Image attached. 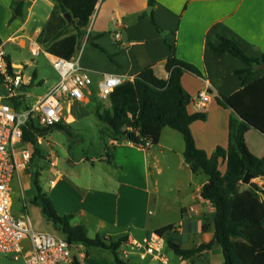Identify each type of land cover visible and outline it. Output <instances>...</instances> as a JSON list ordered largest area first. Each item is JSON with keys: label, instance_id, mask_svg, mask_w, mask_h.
<instances>
[{"label": "crops", "instance_id": "0c3cea01", "mask_svg": "<svg viewBox=\"0 0 264 264\" xmlns=\"http://www.w3.org/2000/svg\"><path fill=\"white\" fill-rule=\"evenodd\" d=\"M156 1L153 8L148 6L149 0L97 2L91 24L81 30L83 37H79L71 58L81 55V66L90 73L93 86L83 101L75 103L85 107L93 104L90 99L93 87L95 85L100 89L105 74H116L130 82L138 73L151 67L158 78L166 81L169 78L166 61L169 56L174 55L199 71V74L186 71L181 83L193 97L189 112L207 115L205 121H197L191 125V132L197 147L211 156L217 147L229 145L228 124L236 114L232 109L222 107L219 101L223 97L234 96L243 89L241 78L244 76H240L238 72L246 68L241 60L229 53L217 55L211 45L218 46L222 38H227L234 41L248 57L261 58L264 53V0ZM16 4L21 5L22 11L17 19L14 18ZM55 5L56 0H0V43L5 44V48L8 44L26 48L28 41L37 42ZM152 13L162 31L152 23ZM68 15L70 14L64 15L68 22V33L64 36L77 34L76 23L72 16L69 20L66 17ZM143 15L145 17L141 18ZM116 34L120 36L119 39ZM35 44L49 61V56H57L48 52L53 43ZM94 45H98L103 51ZM169 46L172 47V52L169 51ZM25 66L28 69V65ZM34 73L37 81L38 73ZM261 77H264V69L256 78ZM203 92H208L210 99L200 107L197 99ZM105 101L101 106L96 102V114L110 106L109 99ZM76 122L73 114H66L62 125L70 126ZM53 132L54 130L49 135L40 134L42 141L38 140L39 148L44 144L49 145L55 135ZM140 136L153 141L146 151L129 141L111 144V139H105L102 133L103 153L100 157L93 153L92 157L86 155L80 160L73 158L67 161L68 166L64 165L62 168H59L60 162L54 160V154L48 158L40 149V154L33 155L31 164L20 170L14 178L11 187L14 212L17 215H29L28 203L42 212L40 206L33 204L37 195V175L42 193L52 201L57 213L72 215L73 225L82 224L87 231L94 225L96 232L102 233L97 236L114 241L120 238H126L127 241L130 237L142 240L154 234L157 229L171 225L174 228L163 237L166 238L165 248H169V240L182 250H192L214 241L216 210L201 196L209 178L202 172H192L190 165L186 163L183 135L170 128L161 129L147 124ZM245 137L248 149L256 157H264V135L250 128ZM37 157L40 162L34 170L32 165ZM161 158L165 160L162 168ZM48 163L49 181L41 185L44 166ZM154 170L160 177L167 174L172 180L173 187L167 193L170 196L164 198L157 194L158 189L153 193L151 178ZM155 184H158V179ZM16 190L20 193L19 197ZM16 201L22 204L21 208H17ZM152 206L156 207L157 213L161 210L166 216L176 215L178 222L158 224L157 213L151 209ZM83 250L85 253L84 247ZM118 254L129 264H163L152 257L142 260L134 252L128 253L123 244ZM167 258L169 264H224L225 261L221 247L216 244L193 259H185L175 253ZM82 261L79 263L115 264L110 251L99 256L91 255L90 251V256L85 255Z\"/></svg>", "mask_w": 264, "mask_h": 264}, {"label": "trees", "instance_id": "16d2710c", "mask_svg": "<svg viewBox=\"0 0 264 264\" xmlns=\"http://www.w3.org/2000/svg\"><path fill=\"white\" fill-rule=\"evenodd\" d=\"M99 0H56V5L48 23L45 24L37 42L52 44L48 52L57 56L71 59L79 37H83L81 30L91 24V17ZM156 0H149L148 6L153 8ZM14 18L22 15L21 5L16 4ZM69 13L75 21L77 34L66 35ZM143 15L141 18H144ZM151 21L162 31L154 15ZM63 39L59 40L60 38ZM94 47L99 48L98 45ZM172 52V47L169 46ZM211 49L219 56L229 53L241 60L246 68L238 72L243 89L234 96L223 97L219 104L230 108L236 113L231 117L229 127V145L217 147L209 156L197 147L191 132V125L197 121H205V113H193L188 110L192 103V96L181 83L182 75L187 71L199 74V71L178 60L174 55L168 57L166 70L168 80L155 75L153 68H147L138 73L130 82H125L109 97L110 106L102 112H97L98 120L103 123L102 133L106 138L118 142L129 141L140 143V132L147 124L157 128H170L181 133L185 139L184 158L190 165L191 171L202 172L209 178L203 187L201 196L215 208L214 224L216 228L215 240L192 250H182L180 246L168 241V246L175 254L193 259L209 251L217 242L224 255V264H264V188L256 185V189L249 187L242 189L246 173L264 181V157H256L249 149L246 133L250 128L264 135V77L256 78L264 69V53L261 58L248 57L234 41L222 38L218 46L211 45ZM102 50V49H100ZM103 51V50H102ZM256 78V79H255ZM36 80L33 74L32 83ZM2 79H0V87ZM67 125V124H65ZM65 130L62 124L43 129L34 124H27L24 128V142L31 147L33 155L40 154L38 137L49 134L53 130ZM106 146V143H105ZM37 195L33 204L40 206L42 215L53 224L63 239L70 244H79L85 248L86 257L91 249L110 251L115 264H129L119 257L118 251L126 238L116 241L103 236L89 238L87 228L73 225L72 215H59L52 201L42 193L35 175ZM174 226L157 229L155 233L164 237ZM73 264H80L75 260Z\"/></svg>", "mask_w": 264, "mask_h": 264}, {"label": "built area", "instance_id": "2783aa9c", "mask_svg": "<svg viewBox=\"0 0 264 264\" xmlns=\"http://www.w3.org/2000/svg\"><path fill=\"white\" fill-rule=\"evenodd\" d=\"M116 38L120 36L116 34ZM36 44L31 52L39 55ZM59 75V82L48 94L41 97L32 107L25 106V91L32 83L27 74V66L16 63L0 43V79L5 95L0 96V254L12 255L16 264H73L75 260H84L83 246L70 244L63 237L36 231L29 215H17L14 211L11 187L16 174L31 164L32 150L24 142V128L34 122L40 128L47 129L63 124L66 118L63 102L83 101L93 86V80L87 69L80 63L81 55L74 59L49 56ZM123 77L105 74L100 84L99 98L108 100L125 83ZM210 99L208 92L198 96L202 107ZM39 142L42 141L38 137ZM120 143L111 139V144ZM152 140L140 136L135 144L141 150H148ZM128 253L134 252L142 260L152 257L163 264H169L164 253V238L157 233L136 240L127 238L123 243Z\"/></svg>", "mask_w": 264, "mask_h": 264}, {"label": "rangeland", "instance_id": "374dc122", "mask_svg": "<svg viewBox=\"0 0 264 264\" xmlns=\"http://www.w3.org/2000/svg\"><path fill=\"white\" fill-rule=\"evenodd\" d=\"M36 42V40H33ZM34 42L28 41V46L26 48H22L18 46V44H8L6 45L5 50L10 55L11 59H13L17 63H21V65H28L27 74L32 76L35 71L38 73V80L34 82V84L27 88L25 91V106L28 105L32 107L41 97L45 96L50 92V90L59 82V76L55 71V68L45 57L44 53H40L39 55H34L31 52L30 46ZM34 43V44H35ZM85 47V46H84ZM83 47V48H84ZM32 64V66L30 65ZM4 88H0V96L5 95ZM98 95H100V89L94 85L92 90V95L90 96L93 104L90 106H79L77 103L72 102L69 103L67 101L63 102L64 110L67 115L73 114L77 122L73 125L65 126V130H54L52 140H50L49 145H42L40 149L43 150V153L51 157V154H54V160H58L60 162L59 168H62L64 165L68 166V162L70 159L76 158L80 160L86 155H90L92 157L93 153H96L99 157L103 153V140H102V129L103 125L98 121V116L96 114V108L94 107L97 103L104 105L106 103L105 100L99 99ZM100 101V102H99ZM97 102V103H96ZM71 105H74L71 107ZM101 124V125H99ZM51 134V133H49ZM48 134V135H49ZM251 145V144H250ZM40 159L37 157L34 164L32 165L33 169H36L37 164H39ZM165 160L161 158L160 167L164 166ZM50 164L44 166L45 172L42 176L41 185H44L49 179L47 178L49 173ZM54 177V176H53ZM52 177V178H53ZM156 179H158V184L156 185ZM255 185H258L260 188H263L262 179L257 178L252 180ZM152 183V191L156 193V189L159 192L157 194L162 195L164 198L166 196H170L167 194L170 189L173 187L172 180L164 174L160 177L157 174V171L154 170V173L151 178ZM32 187H34L32 185ZM250 186L244 185L242 189L249 188ZM29 195V191H26ZM18 197L20 196L19 191L16 190ZM173 196V194H172ZM29 204V215L31 217L32 223L36 231H40V233H50L58 236L62 235L55 230L53 224L49 222L43 215L40 213L38 207ZM17 208H21L22 204L19 201H16ZM156 207H151L157 213ZM149 210H147L148 212ZM146 210L144 209V215ZM158 224H165L167 222L177 223L178 219L176 215L172 214L171 216L164 215L161 210L158 211L157 215ZM176 226V225H175ZM95 230V226L91 225L89 228V238H95L98 233ZM102 234V233H99ZM166 241V238L164 239ZM222 250V249H221ZM100 252V253H99ZM105 251H101L99 249H91V255L99 256L103 254ZM108 253V252H107ZM164 253L166 256L170 257L174 256V253L169 249L165 248ZM12 255L0 254V264H16L13 261ZM83 262L82 260H80Z\"/></svg>", "mask_w": 264, "mask_h": 264}, {"label": "water", "instance_id": "95a60500", "mask_svg": "<svg viewBox=\"0 0 264 264\" xmlns=\"http://www.w3.org/2000/svg\"><path fill=\"white\" fill-rule=\"evenodd\" d=\"M69 20H71V17L70 15L66 16ZM253 179H257V177L254 176V174H251V173H246L245 176H244V179L242 181V183L244 185H248L254 189H256V185L254 184V182L252 181ZM216 245H218V243L216 242L215 243Z\"/></svg>", "mask_w": 264, "mask_h": 264}]
</instances>
